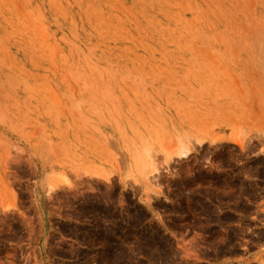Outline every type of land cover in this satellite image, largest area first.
Returning <instances> with one entry per match:
<instances>
[{"label": "rangeland", "instance_id": "obj_1", "mask_svg": "<svg viewBox=\"0 0 264 264\" xmlns=\"http://www.w3.org/2000/svg\"><path fill=\"white\" fill-rule=\"evenodd\" d=\"M263 43L264 0H0V264H264Z\"/></svg>", "mask_w": 264, "mask_h": 264}, {"label": "bare ground", "instance_id": "obj_2", "mask_svg": "<svg viewBox=\"0 0 264 264\" xmlns=\"http://www.w3.org/2000/svg\"><path fill=\"white\" fill-rule=\"evenodd\" d=\"M246 36H237L233 41H230V44L233 45V47H235V49L241 53L244 56V59L246 60L247 64H245V62L243 63V61L239 60L238 64L241 66L242 69L247 68L248 65H250L251 61H250V54L251 51L249 50V41L246 39ZM251 40V39H250ZM263 40V39H262ZM222 41V40H221ZM223 42V41H222ZM228 42V41H227ZM224 43V42H223ZM222 43V44H223ZM221 44V43H219ZM252 44V42H251ZM258 44V43H256ZM264 44V43H263ZM230 46V45H229ZM220 47V46H219ZM227 47V46H226ZM201 48V47H200ZM204 49V48H202ZM228 48H224V47H220L219 48V52L221 51H226ZM231 53V52H230ZM189 54L191 57V63H193L196 67L195 70L193 69L191 71L193 80L198 83V84H202L204 82L205 77H207V73L206 71H208V61L206 62V58H205V51L204 50H199L196 43L194 41L190 42V49H189ZM218 54V53H217ZM220 54V53H219ZM237 54V52H236ZM210 55V53H209ZM208 55V56H209ZM222 55V54H221ZM220 55V56H221ZM231 55V54H230ZM229 55V56H230ZM217 56V55H216ZM215 56V57H216ZM224 58V55H222ZM234 56V55H233ZM236 57V56H235ZM213 58V56H212ZM210 58V60L212 59ZM227 59V58H225ZM262 60V59H261ZM232 61V60H231ZM238 61V60H237ZM217 62V61H216ZM236 62V61H235ZM258 62V60H257ZM260 62V61H259ZM264 60L262 62H260L259 64H264L263 63ZM233 63V61H232ZM214 66H219L218 64H213ZM223 66V65H222ZM257 66V65H256ZM262 66V65H260ZM210 67V66H209ZM259 68V66H257ZM264 67V66H263ZM262 67V68H263ZM221 68V67H220ZM251 68V67H250ZM259 68V69H262ZM210 69V68H209ZM260 72V70H258ZM262 72L264 71V69L261 70ZM209 72H211V70H209ZM260 72V73H262ZM215 73V72H214ZM257 73V72H256ZM209 76V75H208ZM253 76V74L251 75ZM214 78V77H213ZM206 83V82H205Z\"/></svg>", "mask_w": 264, "mask_h": 264}, {"label": "crops", "instance_id": "obj_3", "mask_svg": "<svg viewBox=\"0 0 264 264\" xmlns=\"http://www.w3.org/2000/svg\"><path fill=\"white\" fill-rule=\"evenodd\" d=\"M76 248L83 249L80 242H75Z\"/></svg>", "mask_w": 264, "mask_h": 264}]
</instances>
